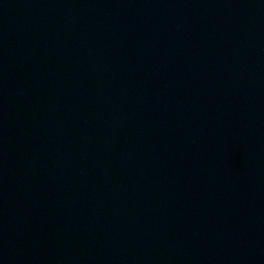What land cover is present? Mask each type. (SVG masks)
<instances>
[{
  "label": "water",
  "instance_id": "1",
  "mask_svg": "<svg viewBox=\"0 0 264 264\" xmlns=\"http://www.w3.org/2000/svg\"><path fill=\"white\" fill-rule=\"evenodd\" d=\"M0 264H264V0H0Z\"/></svg>",
  "mask_w": 264,
  "mask_h": 264
}]
</instances>
